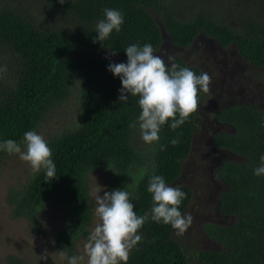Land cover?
Wrapping results in <instances>:
<instances>
[{
    "label": "trees",
    "instance_id": "obj_1",
    "mask_svg": "<svg viewBox=\"0 0 264 264\" xmlns=\"http://www.w3.org/2000/svg\"><path fill=\"white\" fill-rule=\"evenodd\" d=\"M203 1L66 0L61 5L59 0H0V142H20L26 131L45 124L48 115L67 112L62 121L73 117L69 102L74 97L78 105L77 121L45 138L56 178L45 182L43 169L33 171L7 195L14 217L25 219L37 235L42 232L40 216L45 209L62 212V225L52 241L56 250L72 256L77 242L88 238L87 227L95 210L88 186L92 173L105 169L107 191L125 188L134 211L143 215L153 204L147 191L151 175H161L173 185L190 154L198 130L197 112L176 130L169 121L161 128L159 141L151 145L142 141L138 125L129 127L141 111L138 98L130 96L120 102V79L107 70L110 62L126 63L127 46L150 43L158 51L164 31L170 45L186 50L202 33L223 49L235 46L254 67H264V0H212L220 8L210 14ZM241 7L249 10L242 14ZM105 8L122 12L124 23L119 32L113 30L106 40L94 42L96 23L104 18ZM109 50L117 52V60L95 56ZM172 56L181 67L198 75L202 72L179 53ZM205 96L199 93L200 100ZM217 118L234 131L218 133L209 142L244 159L222 163L215 171L224 185L218 210L232 221L228 226H202L206 237L221 248L199 250L195 260L201 264H264V176L253 174L264 155V113L234 105L220 110ZM177 137L180 143L173 146L170 141ZM16 157L0 151V168L2 161ZM174 187L186 193L180 206L185 213L193 189L184 184ZM140 234L143 241L131 251L127 264H191L186 242L170 225L149 220ZM5 264L24 262L10 255Z\"/></svg>",
    "mask_w": 264,
    "mask_h": 264
},
{
    "label": "clouds",
    "instance_id": "obj_2",
    "mask_svg": "<svg viewBox=\"0 0 264 264\" xmlns=\"http://www.w3.org/2000/svg\"><path fill=\"white\" fill-rule=\"evenodd\" d=\"M65 2L59 0L61 5ZM123 23L122 12L105 8L104 18L96 23L97 37L94 42L106 40L113 30L119 32ZM156 51L150 43L142 46L139 43L131 44L124 50L126 63L110 62L107 69L120 79V102H127L130 96L138 98L141 111L137 121L129 127L138 125L141 139L146 144L158 142L161 128L169 121L172 130L182 126L198 111L199 93H208L211 84L208 73L198 75L189 67L175 63L174 56L169 55L165 61ZM109 52L111 56L117 55L116 51ZM170 143L178 145L179 137ZM161 150H165V146L162 145ZM0 151L18 154L19 159L28 163L33 171L43 169L45 182L56 178L52 151L45 138L35 130L26 131L20 142L12 139L0 142ZM253 174L264 176V155L259 157ZM99 189L95 197V215L99 222L88 235L84 255L69 256L65 250L59 251L67 264H81L85 256L87 264H127L131 251L143 241L140 230L149 220L170 225L177 235L183 234L192 223V216L180 211L186 193L180 187L168 185L161 175L153 174L148 180L147 191L152 196L153 204L143 215L134 211V203L125 188L112 191L102 189L103 196L99 195ZM48 256L47 250L40 255L42 260H47Z\"/></svg>",
    "mask_w": 264,
    "mask_h": 264
},
{
    "label": "rangeland",
    "instance_id": "obj_3",
    "mask_svg": "<svg viewBox=\"0 0 264 264\" xmlns=\"http://www.w3.org/2000/svg\"><path fill=\"white\" fill-rule=\"evenodd\" d=\"M198 1L201 2L202 0H177L178 4H189ZM203 3L201 4L207 8H210L209 5L216 8V2L212 0H204ZM217 8L219 9L220 6L218 5ZM187 10L189 9L187 8ZM160 22L161 20L157 18L159 27H161ZM161 29L163 28L161 27ZM162 34V46L156 54L162 56L165 61H167L169 55L172 56L179 53V56L183 57L187 64L202 65L203 72L209 74L212 84L215 80L212 71L216 73L218 70L217 59L222 54H226L228 57L224 65L226 68H230L232 64H236L235 72L233 71L231 75L238 76L237 84H242L241 88H243L242 91H245V95H248L247 92L251 93L252 97L260 94L258 91L262 87H257H259L261 80L264 81V74L258 71L254 72L251 67L240 62L238 58L234 59L236 55L234 49L224 52L215 42L203 37L199 38L192 47L182 50L169 44L168 35L164 31ZM95 56L117 60L116 56H111L109 51L95 53ZM215 61L216 66H214ZM243 99L245 103V98ZM69 103L72 114H76L78 105H76L75 97ZM66 113H57L54 116L55 118L48 115L46 123L40 126L36 132L44 138H48L58 129L71 127L77 121V117L73 114V117L62 121ZM209 141L210 135H207L205 132H199L196 135L191 152L182 163L181 176L173 185H170L174 187L184 184L193 189V199L187 209H185V213L190 214L193 220L190 227L181 234L183 244L186 242L185 246H187V254L190 257V261H192L191 264H201L195 260L197 258L194 256L199 250L221 248L216 242L205 238V233L201 229L202 226L211 222L227 226L232 221L231 218L217 217L218 214L215 211L219 193L224 189V186L220 187L219 185L210 183V177L205 176L216 164L215 161L210 162L216 154L212 153L209 147ZM32 172L33 169L31 166L21 161L18 154L16 158H9L6 161H2L0 168V264H5V259L10 255L17 257L24 264H67V260L60 256V252L52 244L63 222L64 216L62 212L56 208L45 209L40 216L42 232L41 235H37L32 231L25 219L14 217L13 208L7 202L9 191L14 187H19ZM107 180L108 174L105 169L97 170L89 176L88 186L95 207V197L98 194V187L101 188L99 189L101 191L99 195L103 196L104 191L102 189L107 191ZM98 222L94 210L93 219L87 227L88 235ZM86 241L87 239H82L77 242V248L74 249L73 253L74 255H84V244ZM45 250H47L49 256L47 260H42L40 255ZM81 264H87L86 256Z\"/></svg>",
    "mask_w": 264,
    "mask_h": 264
},
{
    "label": "flooded vegetation",
    "instance_id": "obj_4",
    "mask_svg": "<svg viewBox=\"0 0 264 264\" xmlns=\"http://www.w3.org/2000/svg\"><path fill=\"white\" fill-rule=\"evenodd\" d=\"M235 0H229V2L234 3ZM210 8L207 9V14H210V11H218L215 7L212 5H209ZM224 9V8H222ZM249 8H240V11L242 14H245ZM206 14V18L208 19ZM253 17H263V15L258 14L252 15ZM222 18V16H216ZM221 20V19H220ZM218 20V21H220ZM228 21V19H226ZM257 20V19H256ZM206 38L208 40H211L215 42L224 52L229 51L230 49H234L236 55L234 59L238 58L240 62H243L247 64L249 67H251L254 72L258 71L259 73L264 74V67H254L251 63L247 62L237 51L236 47L233 45H230L229 47L222 48L214 39L211 37H206L204 34L200 33L197 35V37L193 40L192 44L188 47H192L194 43L199 38ZM162 46V44H161ZM182 49V48H181ZM183 50V49H182ZM233 51V52H234ZM228 55L222 54L218 59V70L217 72H213V76L215 77V80L213 81L212 84H210V91L208 93H205L206 96L205 98H201L199 108L197 111V116H196V123L198 126V130L195 131L192 145L196 139V135L199 132H205L207 135H210V141L212 142L214 136L218 133H226V132H233L234 129L228 124V123H222L218 120L217 114L220 110L234 106V105H247L250 106L251 108L255 109L256 111L260 113H264V81L261 80L259 82V87L261 88L260 91H258L260 94L257 96H251V93L247 92L248 95H245V91H242L243 88H241L242 84H237L238 81V76L231 75V73L235 69V65L232 64V67H225L224 63L226 62ZM183 58V57H182ZM184 59V58H183ZM239 64V62H238ZM192 65V64H191ZM194 66H199V68L203 72L202 65H194ZM214 66H216V61L214 62ZM206 71V70H205ZM235 72V71H234ZM244 79V78H243ZM212 85V86H211ZM254 86V85H252ZM261 86V87H260ZM216 87V88H213ZM238 87V88H237ZM250 87V86H249ZM245 98V103L243 102ZM210 142V148L212 150V153H215L216 155L213 156V158L210 160L215 161V167L213 169L209 170V173L206 174L205 176L210 177V183L219 185L220 187H223L221 183L216 179L215 177V171L217 168L222 164V163H240L244 158L241 155L236 154L235 152L228 150V149H218L216 148L212 143ZM191 145V149H192ZM190 149V152H191ZM223 190V189H222ZM222 192V191H221ZM217 212V217H225V218H230V216L224 215L219 212L218 210V205L216 207ZM212 224H217L215 222H211ZM231 224V223H230ZM228 224V225H230ZM222 225V224H220ZM227 225V226H228ZM224 226V225H222ZM205 238H207L206 234H204Z\"/></svg>",
    "mask_w": 264,
    "mask_h": 264
}]
</instances>
